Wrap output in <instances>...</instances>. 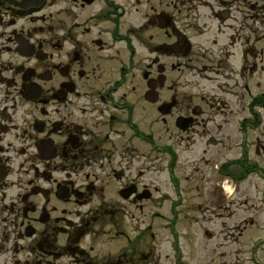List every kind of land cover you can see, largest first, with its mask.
Masks as SVG:
<instances>
[{"label":"flooded vegetation","instance_id":"flooded-vegetation-1","mask_svg":"<svg viewBox=\"0 0 264 264\" xmlns=\"http://www.w3.org/2000/svg\"><path fill=\"white\" fill-rule=\"evenodd\" d=\"M219 247L264 264V0H0V264Z\"/></svg>","mask_w":264,"mask_h":264},{"label":"rangeland","instance_id":"rangeland-1","mask_svg":"<svg viewBox=\"0 0 264 264\" xmlns=\"http://www.w3.org/2000/svg\"><path fill=\"white\" fill-rule=\"evenodd\" d=\"M178 156H179V159H180V161H182V159H183V157H184V159H185V155H183V154H180V153H178ZM183 159V160H184ZM167 161H170V156H168L167 155ZM178 165V164H177ZM182 167L180 166L179 168H176L175 170H177V172L179 173V174H182V172L184 171V169H183V171H182ZM170 181V178H169V176H168V170H167V172L165 171V172H163L160 176H159V179H158V181L157 182H159V183H161L162 184V186H163V190H168V191H170V187L171 186H167L166 185V183L167 182H169ZM183 183V182H182ZM179 201H176V199H174V198H171V200H169L170 201V203H171V208H173V205L175 204L176 205V203L178 202V204L180 203V205H176V207H177V209H187L188 207H187V203H189V201L188 202H186V201H183V199H178ZM175 202V203H174ZM237 204V203H236ZM217 244H219V243H221V242H224V240L222 239V238H220V239H218L217 241ZM166 245V244H165ZM182 245H184V244H182ZM223 250H226V248L225 247H219L218 248V250L216 249L215 250V259L216 260H214V263L213 264H219V262L221 261V259L220 258H218L217 256L219 255L218 254V252H222ZM191 251H192V249H191ZM233 257H234V255H233Z\"/></svg>","mask_w":264,"mask_h":264}]
</instances>
